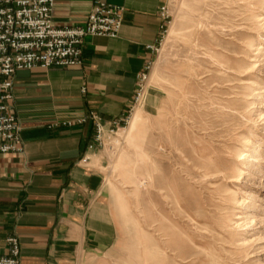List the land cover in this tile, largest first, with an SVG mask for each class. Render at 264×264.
Wrapping results in <instances>:
<instances>
[{
    "label": "rangeland",
    "instance_id": "1",
    "mask_svg": "<svg viewBox=\"0 0 264 264\" xmlns=\"http://www.w3.org/2000/svg\"><path fill=\"white\" fill-rule=\"evenodd\" d=\"M213 1L165 3L169 18L141 83V99L98 152L117 241L107 254L86 256L79 264H174L175 252L186 256L194 249V223L208 233L223 225L220 237L247 238L255 252L242 264H264V151L255 148L264 143V55L256 51L264 48V0ZM206 20L230 29L208 27L212 38L222 39L211 45L220 53L235 52L230 63L248 71L222 76L207 63L204 48L191 45V33H204ZM193 70L204 73L194 78ZM227 246L230 260L236 259L234 247Z\"/></svg>",
    "mask_w": 264,
    "mask_h": 264
},
{
    "label": "crops",
    "instance_id": "2",
    "mask_svg": "<svg viewBox=\"0 0 264 264\" xmlns=\"http://www.w3.org/2000/svg\"><path fill=\"white\" fill-rule=\"evenodd\" d=\"M97 1L125 9L117 37L86 38L79 67L23 70L14 79L24 153L0 156V256L17 236L20 264H79L117 241L99 148L90 149L93 121L61 124L96 114L107 126L125 125L167 0H54V25H83Z\"/></svg>",
    "mask_w": 264,
    "mask_h": 264
},
{
    "label": "built area",
    "instance_id": "3",
    "mask_svg": "<svg viewBox=\"0 0 264 264\" xmlns=\"http://www.w3.org/2000/svg\"><path fill=\"white\" fill-rule=\"evenodd\" d=\"M54 5V0H0V156L24 153L23 129L12 105L16 74L79 67L86 38H115L123 25V7L97 1L83 25L58 28L53 22ZM159 14L163 30L169 18L166 4ZM145 72L138 79L134 103L141 99L139 89ZM88 120L95 128L90 149L102 147L107 134L118 129L117 125L107 126L96 114L61 125H82ZM6 242L7 254L0 256V264H20L19 238L12 236Z\"/></svg>",
    "mask_w": 264,
    "mask_h": 264
},
{
    "label": "bare ground",
    "instance_id": "4",
    "mask_svg": "<svg viewBox=\"0 0 264 264\" xmlns=\"http://www.w3.org/2000/svg\"><path fill=\"white\" fill-rule=\"evenodd\" d=\"M213 1V0H212ZM228 4H232V5H234V4H236V3H238V1L239 0H225ZM208 2V1H207ZM206 2V3H207ZM213 2H216V1H213ZM240 2V1H239ZM243 2V1H242ZM241 2V3H242ZM223 3V2H222ZM245 3V2H244ZM244 3H242V4H244ZM214 4H216V3H214ZM239 4V3H238ZM212 5H213V3H212ZM223 6V5H222ZM245 6V5H244ZM247 6V5H246ZM218 7V6H217ZM224 7V6H223ZM222 7V8H223ZM208 8H210V7H208ZM219 8H220V6H219ZM235 8H237V7H235ZM252 8V7H251ZM234 9V8H233ZM211 10H213L212 8H211ZM227 10V9H226ZM233 11V10H232ZM236 11V10H235ZM240 11H242V10H240ZM250 11V10H249ZM229 13V12H228ZM236 13V12H235ZM213 14V13H212ZM247 14V13H246ZM205 15V14H204ZM210 15V14H209ZM220 15H223V14H220ZM224 16V15H223ZM238 16V15H237ZM203 17V16H202ZM201 17V18H202ZM206 17V16H205ZM213 17V16H212ZM211 17V18H212ZM227 17V16H226ZM256 17V16H255ZM210 18V19H211ZM220 18V17H219ZM234 18V17H233ZM208 19H209V17H208ZM207 19V20H208ZM209 19V20H210ZM216 19V18H215ZM205 20V19H204ZM207 20H206V23H205V25L204 26H206V31L204 32V33H199V31L198 30H196V31H194L193 30V32L191 33V35H192V40H191V45L192 46H194V48H204L203 49V51H201L202 52V54L205 56V58H207V63L210 65V67L214 70V72H217V73H221V75L222 74H225V73H229V72H232L233 74H234V72L233 71H237V72H243V69L244 68H239V69H236V67L234 66V65H232L231 63H230V61H232V60H235V55L234 54H236L235 52H231L232 54L230 55V54H225V53H220V51L218 52L217 51V49H216V45L215 46H212L211 45V42L213 41V39H217V37L219 38V36H215V37H213L212 38V36L214 35V31H212V29H213V27L214 28H218V27H221L222 29H224V28H227V26H225V25H219V24H217V22L216 23H213L212 21L211 22H207ZM218 19H216V21H217ZM227 20V19H226ZM198 22V21H197ZM200 22V24L201 23H203L201 20L199 21ZM229 22H231V21H229ZM245 22V21H244ZM244 22H242L243 24H244ZM248 22V21H247ZM251 22V21H250ZM252 23V22H251ZM200 24H198L199 26H200ZM230 24V23H229ZM232 24V23H231ZM240 24V23H239ZM249 24V23H248ZM242 25V24H241ZM203 26V27H204ZM246 26V25H245ZM208 27H210V28H212V29H208ZM240 27V26H239ZM238 27V28H239ZM249 27V26H248ZM242 28V27H241ZM240 28V29H241ZM251 28V27H250ZM197 29V28H196ZM220 29V28H219ZM218 29V30H219ZM222 29H220V30H222ZM227 29H229V28H227ZM247 29V28H246ZM214 30V29H213ZM230 30V29H229ZM237 30V29H236ZM242 30V29H241ZM256 29H254V31H255ZM235 31V30H234ZM249 31V30H248ZM254 31H252V32H254ZM223 32H225V30H223ZM227 32V31H226ZM233 32V31H232ZM237 32H239L238 30H237ZM215 33H219L218 31L217 32H215ZM222 33V32H221ZM220 34V33H219ZM218 34V35H219ZM200 37L201 36V39L203 40L202 42H199L198 41V39L196 40V38L195 37ZM225 36V35H224ZM231 36V35H230ZM226 37V36H225ZM232 37H234V36H232ZM238 37V36H237ZM193 38H195V39H193ZM200 39V40H201ZM219 39H221V38H219ZM230 39V38H229ZM238 39V38H237ZM212 40V41H211ZM222 40V39H221ZM232 40V39H231ZM262 40V39H261ZM216 41H218V40H216ZM223 41H225V40H223ZM235 41V40H234ZM233 41V42H234ZM231 42V41H230ZM214 43H216V42H214ZM218 43V42H217ZM216 43V44H217ZM227 43V42H226ZM188 44L190 45V43L188 42ZM223 44H225V43H223ZM223 44H220L221 46L223 45ZM228 44V43H227ZM226 45V44H225ZM249 46H250V48L252 49V48H254L255 47V42L254 41H251L250 43H249ZM223 47V46H222ZM244 47V46H243ZM246 47H248V46H246ZM193 48V49H194ZM220 49V48H219ZM223 49V48H222ZM249 49V48H248ZM247 49V50H248ZM202 50V49H201ZM246 50V49H245ZM252 50H255V49H252ZM256 51H258V54H261V55H264L263 54V52H264V48L262 47V46H259L257 49H256ZM201 52H200V54H201ZM230 52V51H229ZM229 52H227V53H229ZM249 52V51H248ZM247 52V53H248ZM194 54V53H193ZM198 54H199V52H198ZM250 54V53H249ZM196 55H197V53H196ZM237 55V54H236ZM194 56V55H193ZM194 57H196V56H194ZM193 57V58H194ZM198 57V56H197ZM203 57V56H202ZM238 57V56H237ZM198 60V59H197ZM205 60V59H204ZM199 61V60H198ZM205 61V62H206ZM194 62H195V60H194ZM201 62V61H200ZM206 64V63H205ZM196 67V66H195ZM198 68V67H197ZM200 68V67H199ZM204 68V67H203ZM205 68H206V66H205ZM205 68H204V70H205ZM251 68L252 69H250L251 71L253 70V69H255V65H252L251 66ZM196 69V68H195ZM245 71H248L247 70V68L246 69H244ZM201 72V71H200ZM209 72H210V70L207 72H205L206 74L208 73L209 74ZM254 72V71H253ZM204 72H203V70H202V73L201 74H199V72L197 71V70H193L192 71V76L194 77V78H199L200 79V75H202ZM247 73V72H246ZM249 73H250V76H253V75H251L252 73L249 71ZM206 74H204V75H206ZM211 76L213 75V74H210ZM238 75H240V74H238ZM244 75V74H243ZM223 76V75H222ZM247 76V75H246ZM240 77V76H239ZM188 78V77H187ZM190 78H191V76H190ZM192 79V78H191ZM193 80V79H192ZM194 81V80H193ZM192 81V82H193ZM198 81V80H197ZM191 82V83H192ZM196 83V82H195ZM198 83V82H197ZM197 83H196V85H197ZM201 83V82H200ZM253 83V82H252ZM256 84V83H255ZM253 85V84H252ZM254 86H257V85H254ZM260 86V85H259ZM195 93V92H194ZM197 93V92H196ZM192 95L193 94H191V97H192ZM196 96H197V94H195ZM194 96V95H193ZM195 98V97H194ZM200 100V99H199ZM198 100V101H199ZM201 103V102H200ZM164 124V123H163ZM138 125H139V122H138V119H136L134 122H133V124H132V127H131V131L132 132H134L135 130H136V128L138 127ZM130 131V132H131ZM131 135V134H130ZM255 148H256V151H257V153H262L263 151H264V143H260V144H258V145H256L255 146ZM259 158H261L260 156L257 158V159H259ZM210 162H212V163H215V162H213V161H210ZM216 174H218V173H216ZM213 175H215V173L213 174ZM230 200V199H229ZM194 218H196V217H194ZM198 219V218H197ZM192 221H194L193 220V218H192ZM196 221V220H195ZM194 221V222H195ZM190 223V222H189ZM227 223H229L228 221H227ZM226 224V223H225ZM230 224V223H229ZM202 225V224H201ZM201 225H199L198 223H194L193 224V227H194V231L196 232V233H198L197 234V239H194L193 241H191L192 242V245L194 246V249L188 254V255H186V256H182L181 254H179V253H177V252H175L172 256H173V263L174 264H239V263H241L242 264V262L244 261V262H246L247 260H248V258L249 257H251L252 256V254L255 252V251H253V247L252 246H250V244H249V240L247 239V238H238V237H235V236H223V237H220V236H218V234L221 232L220 231V229L222 230L223 229V225L221 226V225H218L217 227H215L216 229H215V232H213V233H208V231L205 229V228H203V227H201ZM215 226V225H214ZM231 226V225H230ZM232 228V227H231ZM225 230V229H224ZM223 232V231H222ZM227 233H229V232H227ZM222 234H224L225 235V233H222ZM221 235V234H220ZM222 236V235H221ZM230 245V246H233L234 247V256H236L237 258L236 259H231L233 262H229V261H227V260H230V258L228 257V255H227V253H230L228 250L229 249H231L232 250V248L231 247H229V246H227V245ZM146 249V248H145ZM147 250V249H146ZM148 251V250H147ZM146 255V254H145ZM156 255H158V254H156ZM233 256V257H234ZM156 257H160V256H156ZM251 258H253V257H251ZM226 260V261H225ZM230 260V261H231ZM157 261H159V260H157ZM260 263V262H259Z\"/></svg>",
    "mask_w": 264,
    "mask_h": 264
}]
</instances>
